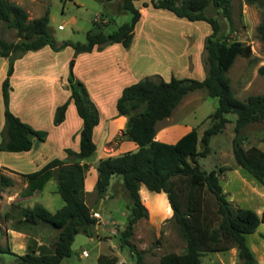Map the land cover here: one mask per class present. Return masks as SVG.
I'll return each instance as SVG.
<instances>
[{"label":"trees","instance_id":"1","mask_svg":"<svg viewBox=\"0 0 264 264\" xmlns=\"http://www.w3.org/2000/svg\"><path fill=\"white\" fill-rule=\"evenodd\" d=\"M104 1V0H99ZM110 1V0H107ZM139 0H122L120 9L132 14L129 22L122 23L111 33H105L95 26L86 33V42L69 40L57 43L49 31V11L42 16L29 19L27 10L11 0H0V30L9 28L16 31L17 40L8 41L0 37V56L8 59L6 75L1 82L4 124L1 129L0 150L5 152H24L33 147L32 136L44 141L47 131L33 128L21 120L10 109L11 76L14 63L23 54L49 46L53 51L66 47L74 50V56L91 52L111 44H121L128 48L134 37V29L141 18L136 6ZM252 3L254 0H247ZM155 8L168 10L179 18L189 21H204L210 25L211 33L205 39L207 53V73L203 79L142 78L125 86L115 107L117 115L127 117L125 139L134 141L137 149L117 156L101 158L97 162L98 177L95 190L103 198L113 176H120L127 196L128 217L122 229H119L120 246L127 247L136 256V264H146L148 250H138L130 241L133 226L148 217L140 188L142 185L150 192H165L173 212V220L186 241L180 252H172L160 258V264H200L206 251H225L238 248L239 264H258L257 259L246 243V235L255 232L264 222V214L259 216L250 208H242L227 199L220 184V176L229 170V166H220L210 171L203 170L199 158L210 152L209 142L213 135L223 131L234 120L232 153L235 164L247 170L259 182L264 184V151L252 145L243 147L242 131L252 123L262 122L264 142V94H250L244 99L234 96L227 71L237 56L252 58L251 46L231 39L222 32L218 17L208 15L211 8L217 14L230 20L232 0H151ZM96 23L94 22V25ZM259 37L264 41V19L257 27ZM73 62L69 65L67 77L70 89L69 98L58 105L54 112L53 124L59 125L65 119L69 103L72 101L78 116L82 119L79 130V150L66 148L72 161L54 158L39 173L27 174L34 177L20 192L21 197H30L42 192L45 183L54 176L57 192L64 201L56 212H50L41 204L23 208L19 224H49L57 230L52 244V253L36 255L33 253L14 254L11 264H61L62 259L70 256L72 243L77 234L96 236L95 226L98 218L93 215L84 198V180L89 170L87 163L81 161L96 151L93 139L94 128L100 117L96 105L92 102L85 84L75 77ZM264 74V65L259 67ZM205 89L208 95L218 99V105L209 115L210 125L200 136L196 127L182 135L176 142L167 143L156 139L157 124L168 118L182 98L189 92ZM13 180L0 173V194L4 188L12 186ZM212 196L213 203L208 200ZM264 239V236H263ZM159 247V242L154 243ZM0 252L12 253L7 247L0 246ZM98 264H120L113 256L100 255Z\"/></svg>","mask_w":264,"mask_h":264},{"label":"rangeland","instance_id":"2","mask_svg":"<svg viewBox=\"0 0 264 264\" xmlns=\"http://www.w3.org/2000/svg\"><path fill=\"white\" fill-rule=\"evenodd\" d=\"M11 1L23 6L29 14V19L42 16L49 11V31L57 43L66 40L84 43L86 42V33L94 26L95 28L100 27L105 33H111L122 23L129 22L132 18L131 13L120 9L122 0ZM135 4L141 13V18L135 26L134 37L128 47L130 49L126 56L127 60L116 63V76H114L116 89L123 84L147 77L153 79L162 78L166 81L170 80L171 76L203 79L207 73V53L204 44L206 37L211 33L210 25L204 21L193 22L179 18L168 10L155 8L151 0H139ZM207 14L219 18L222 24V32L228 34L231 39L240 40L251 46L252 58L237 56L227 71L234 96L244 99L250 94H264V74L259 72V67L264 65V41L257 32L258 25L264 19V0H254L252 3L247 0H232L230 20L224 18L221 14H217L211 8L208 9ZM94 22L96 23L95 25ZM0 37L8 41L17 40L16 31L9 28H2ZM103 48L97 49L101 50ZM32 53H35L31 54L33 65L21 64L20 69L21 71L25 70L26 74L18 75L13 83L12 87L15 92L13 95V108L20 110L24 118L21 120L32 126H39V130H45L50 134V139L43 144L44 146L41 144V147L39 142H37V145H40L39 148H36V153L39 157L37 163H40V161L45 159L52 160L61 156L58 144L60 135L54 130L53 117H50L49 114L52 95H70L68 81L67 88H65L61 86L60 80H50L47 75L53 72L56 75H61L64 61L68 56H71L66 65L67 79L69 65L75 60V57L73 56L74 50L71 47L64 48L57 53L52 51V55L55 56V64L48 66L46 55L37 50L32 51ZM2 78L0 77V111L3 109L1 96ZM92 102L95 104L93 100ZM217 105V98L208 95L205 89H199L185 95L172 111V116H170L172 117L171 119L175 120L174 122L196 127L201 136L203 131L210 125L209 115L214 112ZM11 111L14 113L13 110ZM102 111V123L96 133L97 155L106 157L120 153L118 144L125 139L123 137L126 123H119L118 120L113 119L112 114L113 112L116 113V107L115 103L112 106L111 100H105ZM75 115L77 116L76 112ZM227 117L230 121L225 125L223 131L213 135L210 139V152L205 157L198 159L203 170L210 171L222 165L235 164L232 153V140L235 135L234 120L236 115L230 113ZM73 119L74 116L71 117L70 115L68 123L71 126L74 124ZM166 119L157 124L156 133L164 126V123L168 122ZM262 126V122L252 123L242 131L243 147L248 148L255 145L264 150V142L261 141L263 136ZM103 132L105 134L106 132L109 133L110 140L102 146ZM74 139L73 137L72 140ZM65 149L66 157L64 159L72 161L73 157L68 156ZM6 162L18 169L24 168L22 159L10 158ZM113 179L114 183H122L120 176H114ZM112 189V197L101 201L100 209H98L101 213V218L99 214L98 216L95 215V211L92 212L98 220L102 219L104 224L109 226L115 223L122 229L128 217V200L122 186L116 185ZM18 190L19 186L4 188V194L0 198L3 200L1 204L9 208V202L14 198ZM93 197L95 199L99 198L96 191ZM93 197L92 200H94ZM207 198L212 204V196L208 194ZM141 199L148 211V217L135 223L133 236L130 241L138 250L151 249L145 255L144 262L146 264H157V254L168 249V241H176V252L182 251L185 245L172 225L173 219H169L164 213H160L169 212V207L162 200L154 201L144 195H141ZM88 203L91 206L93 202L89 201ZM25 204L27 207H33L36 204H43V206L47 204L45 207L50 212H56L64 204L63 199L57 192L56 180L49 181L44 187L43 194L26 200ZM151 204L152 208H150ZM0 210H3V205ZM18 211L11 210L9 213H18ZM140 221L143 223L141 226ZM45 225L55 229L49 224ZM96 226L95 232H98V234L93 236L92 241L83 233L75 236L70 254V256L73 255V263L85 264L86 262L87 264H92L97 252L108 254L112 250L114 254L117 253L119 258L127 264H136V256L132 255L127 247L122 248L120 246L119 234L112 235L106 242H98L96 237H103L106 232ZM155 242H159V247L154 246ZM83 250H86L87 256L80 258L79 254H83ZM114 254H108V256L117 258ZM4 256L6 257L5 260L10 259L7 253ZM228 257L227 251H206L201 257L200 264L229 262Z\"/></svg>","mask_w":264,"mask_h":264},{"label":"crops","instance_id":"3","mask_svg":"<svg viewBox=\"0 0 264 264\" xmlns=\"http://www.w3.org/2000/svg\"><path fill=\"white\" fill-rule=\"evenodd\" d=\"M62 27V25H60ZM67 48V47H66ZM130 48H125L121 44H111L106 46L105 48L99 50L95 48L91 52H84L77 54L74 60L73 65V73L81 80L90 95V98L95 102L98 110H99V123L94 128L93 132V139L96 144V151L93 155L90 157H87L81 161V163H87L89 165V170L86 174L85 180H84V197L86 203L89 205V201H92L90 208L92 211L97 212L101 218V213L98 209H100L101 201L104 199H108L112 197V188L116 185L122 186L123 184L120 182L114 183L113 177L111 178V183L108 188V192L104 195L103 198H94L95 193V184L98 177L97 172V162L101 157L97 155L98 153V143H97V136L96 133L99 129V126L102 123V106L105 104V100H111L112 106L114 103H116V100L121 94L122 89L131 84L136 82L137 80H134L133 82H129L127 84H123L119 86L116 89L114 76H116V63L119 61L125 62L127 60V54L129 53ZM37 51H40L43 53V55H46L47 57V65L50 66L51 64H55V56L52 55V49L49 46H45ZM56 52V51H53ZM59 52V51H57ZM56 52V53H57ZM32 51L26 52L25 55L17 59L14 63V71L11 76V86H13L14 81L17 79L18 75L26 74L25 70L20 69V67L23 64H32L33 61L31 59ZM71 56H68L66 60L64 61V68L62 70V74H55L54 72L49 74L48 78L50 80H60L61 86L67 88V79H66V65L69 61ZM22 64V65H21ZM8 66V59L5 57L0 56V77H5L6 75V69ZM2 75V76H1ZM65 77V78H64ZM2 78V80H3ZM14 89L12 87V90L10 91V109L14 111V113L18 116H20L21 119H24L20 110H15L13 108V95H14ZM69 97V94H65L63 96L60 95H52V101L49 106V114L50 117H54L55 109L58 105L65 102ZM4 108L0 111V140H1V129L4 124V114H3ZM76 107L74 103L71 101L67 107L65 119L64 121L59 125H54L53 128L59 133V149L61 151L60 159H64L66 157V154L64 152L65 148H72L75 151L79 150V130L82 126V119L75 115ZM74 116L73 122L74 124L71 126L69 121V116ZM114 117L113 119L118 120L119 123H126L127 118L123 115H117V113L112 114ZM172 116V114H171ZM168 117L166 120L168 122L164 123L158 133H156V139L167 142V143H174L176 142L182 135L189 132L193 127L190 125H182L181 123L174 122L175 120L171 119L172 117ZM28 121V120H26ZM165 120H162L160 122H163ZM32 126V125H31ZM71 126V127H70ZM35 129H38L39 126H32ZM75 138L72 140V138ZM109 133L106 132V134L103 132V138L101 141V145L108 142L110 139ZM50 139V134H48L44 141H40L37 137L32 136L33 141V147L29 151L24 152H5L0 150V173L9 176L14 184L10 187H18L19 190L14 196V198L9 202V208L6 207V205L1 204L2 199H0V209L3 205V210H0V246L7 247L10 249L12 253H7V255L10 256L9 260H5L4 254L6 252H0V261H2L0 264H11L15 261L16 257L14 254H25V253H33L36 255L41 254H50L52 253V244L56 239L57 230L52 229L51 227H48L47 225L38 222L36 224H19L17 222L18 219H20L21 214L20 211L23 208H31L27 207L25 204V201L31 198H34L36 196H40L43 194V190L41 193L36 194L34 196L30 197H21L20 192L27 186L28 180L34 177L26 176L27 174L41 173L45 165L50 160H43L38 162V156L36 153V148H39L40 145L45 144ZM37 142H39L40 145H37ZM41 145V147H42ZM44 146V145H43ZM137 144L134 141L123 139L118 144V149L120 153L114 154L112 156L120 155L127 151H134L137 149ZM38 150V149H37ZM41 150V148H40ZM264 151V150H263ZM101 152V151H100ZM20 154V155H19ZM97 155V156H95ZM93 157V158H92ZM10 158H18L22 159L24 168L18 169L14 166H11L10 163H7V159ZM38 166H36V165ZM22 166V167H23ZM34 166V167H33ZM222 166H229L230 169L225 171L220 176V184L222 187V190L227 195V199L229 201H232L234 204L238 205L242 208H250L254 210L259 216H262L264 214V184L259 182L255 177H253L247 170L244 168L235 165L234 163L230 165H222ZM55 177L52 176L44 185L49 181L54 180ZM56 180V179H55ZM4 192L2 191L0 194V198ZM140 194L143 196H148L154 201L162 200L164 204H166L170 211L160 212L164 213L169 219H173V212L170 207L167 195L165 192H150L146 189L144 185L140 188ZM92 197L94 200H92ZM18 206H17V205ZM43 205V204H41ZM47 204H44V207ZM149 208V207H148ZM150 208H152V204L150 205ZM149 208V211L151 212ZM11 210H19L18 213H9ZM156 211V210H155ZM156 213V212H155ZM142 221H140V226L142 225ZM172 225L174 229L177 231V234L179 235L180 240L184 245H186V241L182 237L179 228L175 221L173 220ZM100 227L102 230H104L106 233L103 237H96L98 242L99 241H107L109 238H111L112 235H118L120 227L117 226L115 223L108 226V224H104L101 220H98L97 226ZM98 234V232H96ZM107 234V235H106ZM264 222L260 223L258 227L256 228L255 232L247 234L246 235V243L252 253L254 254L255 258L258 261V264H264ZM89 239L92 241L93 237H89ZM166 240V239H165ZM169 240V239H168ZM166 244V242H164ZM176 241H168V246L166 251H162L157 254V264H160V258L168 253L176 252ZM115 248H117L115 246ZM111 249V248H110ZM228 252L229 262H220V264H239V255H238V248L233 247L228 250H225ZM108 254H114V252L111 250ZM104 254V255H108ZM102 255V253L97 252L94 256V262L92 264H98V257ZM114 255L117 256L118 263L120 264H127L125 261L119 258L118 254L115 253ZM87 256L86 250H83V254H79L80 258H84ZM73 255L65 257L62 259L61 264H75L73 263ZM85 264H87L85 262Z\"/></svg>","mask_w":264,"mask_h":264},{"label":"built area","instance_id":"4","mask_svg":"<svg viewBox=\"0 0 264 264\" xmlns=\"http://www.w3.org/2000/svg\"><path fill=\"white\" fill-rule=\"evenodd\" d=\"M96 216H98V213H95Z\"/></svg>","mask_w":264,"mask_h":264}]
</instances>
